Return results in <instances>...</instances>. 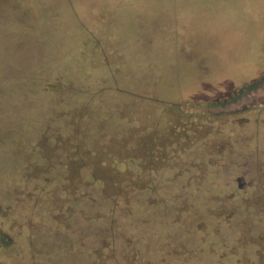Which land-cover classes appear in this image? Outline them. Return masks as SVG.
Here are the masks:
<instances>
[{
  "label": "rangeland",
  "instance_id": "374dc122",
  "mask_svg": "<svg viewBox=\"0 0 264 264\" xmlns=\"http://www.w3.org/2000/svg\"><path fill=\"white\" fill-rule=\"evenodd\" d=\"M0 264H264V0H0Z\"/></svg>",
  "mask_w": 264,
  "mask_h": 264
},
{
  "label": "trees",
  "instance_id": "16d2710c",
  "mask_svg": "<svg viewBox=\"0 0 264 264\" xmlns=\"http://www.w3.org/2000/svg\"><path fill=\"white\" fill-rule=\"evenodd\" d=\"M91 179L94 181V183H100V184H102V188L104 189L105 188V184L107 183V181L104 179V177L102 178V177H94L92 174H91ZM117 181H119V180H117ZM115 184H116V186L117 187H119V183L117 182H115ZM122 192V189L120 188L119 189V191H118V193L116 192V194L114 195V198H115V200L117 199V198H119L121 195H120V193Z\"/></svg>",
  "mask_w": 264,
  "mask_h": 264
}]
</instances>
